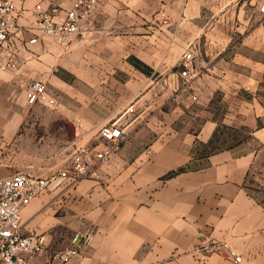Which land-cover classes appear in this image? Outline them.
Instances as JSON below:
<instances>
[{
	"label": "crops",
	"instance_id": "0c3cea01",
	"mask_svg": "<svg viewBox=\"0 0 264 264\" xmlns=\"http://www.w3.org/2000/svg\"><path fill=\"white\" fill-rule=\"evenodd\" d=\"M38 1L15 0L30 29L9 41L16 67L0 71V178L48 176L60 163L54 152L65 165L77 119L96 148L107 122L127 134L98 180L42 193L22 210L23 232L46 237L40 260L91 233L70 264H234L196 255L204 238L230 242L239 264H264V0H102L69 50L50 37L27 43ZM188 46L200 69L196 100L180 89ZM35 79L55 108L28 104ZM53 130L64 147L23 142Z\"/></svg>",
	"mask_w": 264,
	"mask_h": 264
},
{
	"label": "built area",
	"instance_id": "2783aa9c",
	"mask_svg": "<svg viewBox=\"0 0 264 264\" xmlns=\"http://www.w3.org/2000/svg\"><path fill=\"white\" fill-rule=\"evenodd\" d=\"M63 0H41L31 9L35 17L36 33L27 43L34 44L43 37H50L63 49L69 50L73 37L88 33V23L102 0H69V7L64 8ZM65 10V11H64ZM264 12V1L260 6ZM22 8L15 0H0V71L16 67V52L9 47L14 34L24 29L20 25ZM200 75L195 63V53L191 46L185 48L181 56V90L197 99L193 84ZM29 105L45 104L56 107L54 96L46 83L35 79L27 89ZM84 123L77 119V137L72 141L74 153L69 161L48 176H38L20 171L0 178V264H70L81 250L92 241V234L75 233L71 245L53 250L45 257L48 247L43 234L23 232L22 210L36 197L45 192H55L69 183L75 184L83 179L98 180L103 166L127 139L122 125L116 121L103 124L97 131L98 147L89 145L84 140ZM199 256L220 255L234 264L242 262V256L230 242L222 239L204 238L193 249Z\"/></svg>",
	"mask_w": 264,
	"mask_h": 264
},
{
	"label": "rangeland",
	"instance_id": "374dc122",
	"mask_svg": "<svg viewBox=\"0 0 264 264\" xmlns=\"http://www.w3.org/2000/svg\"><path fill=\"white\" fill-rule=\"evenodd\" d=\"M49 110H51V109H49ZM73 123H74V121H73ZM75 131H76V122L74 123V133L72 135H71V133L68 134V140L71 141V140H74L77 137V132H75ZM54 132L55 131L53 130L52 135H49V134L40 135L39 133H37L36 136H30V137H28V136L24 137L23 136L22 137L23 138V142L26 143V146H29L27 144H35L36 145L35 147H43V145H44V143L46 141H50L51 143L54 144V147H64V136L56 135ZM227 134H228L227 136L229 137L230 133L228 132ZM223 137L225 139L226 135L223 136ZM34 138H35V142H33ZM245 144H246V147H255L257 145V143L255 142L254 138L252 136L248 135L247 133L245 134ZM37 154H40V153H37ZM53 155H54V160L58 159L59 162H60L58 165H56V167L54 169V170H58L59 168H61L64 165V151L54 152ZM61 190L62 189H59V190H57L54 193H56L59 196L60 193H64V190L63 191H61ZM59 204H61V202H59Z\"/></svg>",
	"mask_w": 264,
	"mask_h": 264
}]
</instances>
